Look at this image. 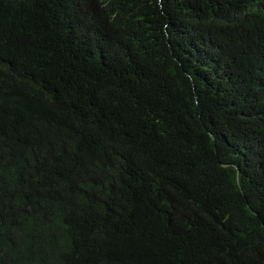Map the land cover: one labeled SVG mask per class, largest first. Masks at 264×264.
<instances>
[{
    "label": "trees",
    "instance_id": "obj_1",
    "mask_svg": "<svg viewBox=\"0 0 264 264\" xmlns=\"http://www.w3.org/2000/svg\"><path fill=\"white\" fill-rule=\"evenodd\" d=\"M0 264H264V0H0Z\"/></svg>",
    "mask_w": 264,
    "mask_h": 264
}]
</instances>
